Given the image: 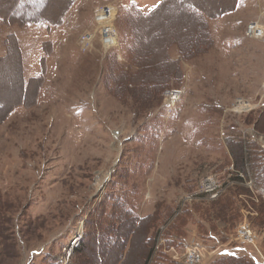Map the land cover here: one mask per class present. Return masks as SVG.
<instances>
[{
    "label": "rangeland",
    "instance_id": "rangeland-1",
    "mask_svg": "<svg viewBox=\"0 0 264 264\" xmlns=\"http://www.w3.org/2000/svg\"><path fill=\"white\" fill-rule=\"evenodd\" d=\"M194 6L223 13L216 41ZM108 7L113 45L97 18ZM251 23L264 28V0H0V264H115L119 242L93 234L129 231L131 215L149 219L123 264H143L146 230L176 210L154 264H190L193 248L200 264H264L262 183L231 149L264 163V33Z\"/></svg>",
    "mask_w": 264,
    "mask_h": 264
},
{
    "label": "trees",
    "instance_id": "trees-1",
    "mask_svg": "<svg viewBox=\"0 0 264 264\" xmlns=\"http://www.w3.org/2000/svg\"><path fill=\"white\" fill-rule=\"evenodd\" d=\"M164 2V1H163ZM163 2H161L157 8L154 10L157 11L160 8V5L163 4ZM198 7L194 6L192 11H196L198 13V15L200 14L199 9H197ZM197 9V10H196ZM187 11H189L187 9ZM202 17V16H201ZM204 23L207 24V21L204 19ZM207 36L209 38V32H206ZM210 39V38H209ZM231 149L234 152V150H239L241 152V155H243V163L247 164L248 167H250L252 169V173L253 176L256 180L257 185H261L260 183H262L261 188H263L264 190V163L261 162L260 165H258L257 167H255V162H256V158L253 157L252 152H250V148L247 146L246 143L242 142V141H238L235 142L233 144H231ZM243 149V150H242ZM238 166V163L236 164ZM226 204V203H225ZM184 215L181 214H177V210L174 211L173 214H171L157 229V231L155 232L156 237H153V234L150 233L149 229L146 230V235L144 236V242L146 243V249L142 251L141 255L139 253V257L142 260L143 264H154L157 258V248H156V242H157V238H161L162 236H166L168 238L169 241L172 240V238H174V233L180 230V227L178 225V222H183ZM130 219L131 221H133V226L131 229H129V231L126 232H121L120 230H122L121 225L118 227H112V224H110L111 226H106L104 227L101 231L93 234L94 237H97V241H105L108 244H117L119 242V247H120V257L116 260L115 264H123V262L128 259L131 251L133 250L134 247V238H135V233L138 231V229L140 228H146L145 225L147 220L149 219V217H144V218H139L135 215H131L130 218H126ZM122 223H125V221H123ZM114 224V223H113ZM108 227H112L109 231V229H107ZM125 227H123L124 229ZM114 229V230H113ZM171 234V236H170ZM173 234V235H172ZM176 235V234H175ZM86 242L83 240L82 245H84ZM128 249H126V247L128 246ZM81 245V246H82ZM82 247L79 248H75V253L80 252V250L82 251ZM126 251V252H125ZM126 253V254H125ZM98 257H101L100 252H98ZM125 254V257L123 258ZM230 261H234L236 262L235 264H240V261L242 262L243 260L241 258L236 257L235 255H230L228 258H221L220 260L214 262L213 264H229ZM79 264V263H78ZM98 264H103V262Z\"/></svg>",
    "mask_w": 264,
    "mask_h": 264
},
{
    "label": "built area",
    "instance_id": "built-area-1",
    "mask_svg": "<svg viewBox=\"0 0 264 264\" xmlns=\"http://www.w3.org/2000/svg\"><path fill=\"white\" fill-rule=\"evenodd\" d=\"M99 15H100V13L98 14L97 18L99 20V23H101V21H100L101 19L99 18ZM102 26H103V24H102ZM104 29L105 28L103 26L102 33H103V36H104V42L106 43V36H105L106 34L104 32ZM112 30H113L114 36H116V41H117V38H118L117 32L114 31L113 26H112ZM247 32H248L249 35H251L253 37H259V36H262V34L264 33V28L261 25H259L258 23H251L248 26ZM92 37H93V34L89 33L88 35L84 36L82 39H83V41L86 40V39L87 40L89 39V41H90L92 39ZM116 41H115V43H116ZM180 95H181L180 90H168L167 91L168 102L169 103L176 102L180 98ZM208 184H210V186H212L211 182H208ZM213 187H215V185H213ZM213 187H211V188L214 189ZM240 233H241L242 236H244V237H246L248 239L251 237V230H250V228H248L245 225L240 228ZM81 238H82V233H78L74 237V239L71 241V244H70L69 253L72 251V249H74L75 247H77L79 245ZM172 249L175 250L174 248H172ZM186 255H187L186 256V262L187 263L200 264L203 261V254L198 249L197 250H195V248L188 249V252H187Z\"/></svg>",
    "mask_w": 264,
    "mask_h": 264
},
{
    "label": "bare ground",
    "instance_id": "bare-ground-1",
    "mask_svg": "<svg viewBox=\"0 0 264 264\" xmlns=\"http://www.w3.org/2000/svg\"><path fill=\"white\" fill-rule=\"evenodd\" d=\"M111 7L105 8L100 12L99 18L101 19V23L104 26V32L106 36V43L108 45H112L116 41V36L113 34L112 26H110V21L113 16L112 12L114 13V10ZM112 11V12H111Z\"/></svg>",
    "mask_w": 264,
    "mask_h": 264
},
{
    "label": "crops",
    "instance_id": "crops-1",
    "mask_svg": "<svg viewBox=\"0 0 264 264\" xmlns=\"http://www.w3.org/2000/svg\"><path fill=\"white\" fill-rule=\"evenodd\" d=\"M157 8V6L156 7H153L150 11H146L144 14V17L145 18H148V17H151V15L154 13V10ZM200 11V14H199V16H203L205 19H206V21H207V23L210 25L209 27H211V33H212V36L214 37L215 36V38H214V40L216 41L217 39H216V35L218 34V26H215V24L214 23H216V22H213L215 19H219V18H222L223 16H221V14L223 15V13H220V14H217V15H215V17H213V16H211V15H208L204 10H199ZM217 33V34H216ZM128 247H129V244H128V246L126 247V249H128ZM126 252V251H125ZM126 254V253H125ZM125 254H124V256H123V258L125 257Z\"/></svg>",
    "mask_w": 264,
    "mask_h": 264
}]
</instances>
